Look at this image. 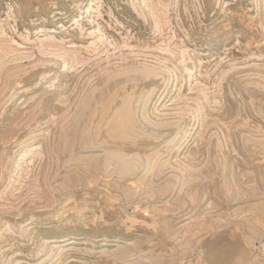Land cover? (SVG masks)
I'll list each match as a JSON object with an SVG mask.
<instances>
[{
	"label": "rangeland",
	"instance_id": "1",
	"mask_svg": "<svg viewBox=\"0 0 264 264\" xmlns=\"http://www.w3.org/2000/svg\"><path fill=\"white\" fill-rule=\"evenodd\" d=\"M0 264H264V0H0Z\"/></svg>",
	"mask_w": 264,
	"mask_h": 264
},
{
	"label": "bare ground",
	"instance_id": "2",
	"mask_svg": "<svg viewBox=\"0 0 264 264\" xmlns=\"http://www.w3.org/2000/svg\"><path fill=\"white\" fill-rule=\"evenodd\" d=\"M102 118H103V117H102ZM102 118H101V119H102ZM110 139H111V138H110ZM117 155H118V154H117ZM113 157H115V156H112V158H113ZM116 157H117V156H116ZM120 159H121V158H120ZM121 163H122V161H121Z\"/></svg>",
	"mask_w": 264,
	"mask_h": 264
}]
</instances>
